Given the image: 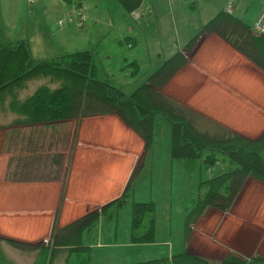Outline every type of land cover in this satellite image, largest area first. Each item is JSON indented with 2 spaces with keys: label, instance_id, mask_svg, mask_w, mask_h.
I'll return each mask as SVG.
<instances>
[{
  "label": "crops",
  "instance_id": "crops-1",
  "mask_svg": "<svg viewBox=\"0 0 264 264\" xmlns=\"http://www.w3.org/2000/svg\"><path fill=\"white\" fill-rule=\"evenodd\" d=\"M74 1L67 3L63 0H0V44L27 39L32 55L37 60L50 58L49 53L38 54L44 53L45 50L50 51L52 48L58 49L56 50L58 57L95 47L97 57L101 51L106 50L104 43L108 36L119 32L115 41L119 46L122 45L119 49L124 56L117 59V65L122 69L131 66L129 74L135 76L137 74L133 73V69L140 71L144 65V57L138 54L139 45L136 46L137 37L134 31L126 27L127 18L140 21L141 26L145 25V27L153 24L157 31L161 24V34H166L167 17L170 16V20L175 24L179 18L174 20L175 9H180V6L188 1L196 3L199 0H143L141 6L133 11L139 15L137 18L133 16V12L127 13L118 0ZM203 1L208 4V13H212L199 20L193 29L181 33V42L184 44L201 29L205 22L225 9V5H212L209 0ZM78 2L81 4V10L74 6V3ZM76 10L79 13H75ZM78 16L83 18L81 26L77 25ZM62 17H66L65 21H69L60 24ZM121 36H124V40ZM176 42L177 45L180 44V41ZM183 43L177 50L184 48ZM132 47L134 49L126 54L125 50H122ZM171 48L169 56L177 51L174 42ZM238 51L216 33L204 35L196 51L188 57V62L166 85L165 92L172 97L183 99L187 97L193 101L195 94L193 91L198 89L192 87L193 83L189 80L199 77L205 79L204 82H208L209 78H215L217 75L218 70L215 68L217 65L224 73V76H219L223 77L220 80L221 84L224 89L228 85L231 91L226 89L222 94H218V91L214 94L233 97L231 84H240L243 80H234L232 69L239 66V72L235 71L238 72V78H241L243 73L242 65L250 67V73L252 70L256 71L255 67L250 66V61ZM156 53L155 62L158 63L160 59L158 56L161 53L158 54V51ZM104 58L110 61L111 54L108 53ZM110 72V70L105 71L101 79L109 78L116 84V74ZM254 76L246 73V77H250L248 80L250 83L253 79L257 80ZM219 77L216 79L218 82ZM229 80L234 82L228 83ZM215 82L210 86H216ZM27 93L30 92L25 91L23 94ZM219 113L223 112L219 111ZM18 117L16 112L3 110L0 107V236L3 237L15 238L31 244L43 242L51 235L57 212L58 226L64 227L87 211L100 208L121 196L134 167L145 157L143 139L117 113L85 117L80 122L70 119L12 125L13 120ZM227 118L224 117V122L233 126ZM61 124L68 126L71 139L65 140L60 137L58 126ZM234 129L238 130V128ZM241 131L250 136H257L264 129L252 134L244 128ZM182 163L185 169L184 162ZM129 199L131 198L129 197L124 205L128 204ZM237 203L242 204L244 211L242 210L240 218L230 220L228 214L233 213ZM234 206L231 212L208 208L206 211L214 212L217 219L210 220V215L206 213L201 216L192 224L188 236L186 233L184 247H179V250L202 255L213 262L221 261L231 251L245 258L256 254L264 256V183L249 178ZM111 209L114 211L119 208L112 206ZM100 219L92 227L95 228L99 223L95 233L86 238L83 235L82 238V244L90 248V252L83 251L89 253L88 264L91 262L110 264L121 259L128 262L130 258L136 256L133 254L140 247L153 245L133 242L136 230L132 229V224L122 231L124 238L122 242L104 243V220ZM109 223H112V218ZM238 226L240 232L236 231ZM113 227L114 230L110 233H114L118 238V220ZM252 228H257L259 232L260 237L255 240V237L250 239ZM3 244L1 249L5 251ZM165 244L169 247L164 250V254L167 252V255L163 257H171L175 254L172 238L167 239ZM105 247L110 249L100 250ZM50 249L52 247H49ZM95 249H98L99 254L93 256L92 252ZM249 249L254 250L252 255L246 254ZM46 250L37 248L30 252H20L34 254V264H37V260L38 264H49ZM76 253L80 257L82 252L59 249L51 264H72L71 257ZM24 264H27L26 261Z\"/></svg>",
  "mask_w": 264,
  "mask_h": 264
},
{
  "label": "trees",
  "instance_id": "trees-1",
  "mask_svg": "<svg viewBox=\"0 0 264 264\" xmlns=\"http://www.w3.org/2000/svg\"><path fill=\"white\" fill-rule=\"evenodd\" d=\"M127 13L136 11L143 0H118ZM72 3L74 0H63ZM77 8L81 4L74 3ZM81 26V25H80ZM216 33L246 55L256 66L264 70V34L254 36L251 24L224 10L216 13L187 41L183 49L165 59L146 80L130 94H126L109 78L99 79L94 54L90 50H78L55 58L35 60L27 39H18L0 44V107L18 114L12 125L38 124L117 113L145 143V157L136 165L121 196L100 208L87 211L83 216L65 225L58 226L57 217L49 237V243H27L15 238L0 236V244L6 243L22 252L47 249L49 264L59 249L88 251L82 244L85 231L112 210L122 207L133 193V180L142 169L154 147L158 133V115L171 124L170 155L180 159L185 168L191 169L203 162L208 167L217 163L218 155H225L234 168L202 181L207 190L200 194L197 204V219L187 220L188 234L208 208L229 212L249 178L264 183V131L255 137L247 136L236 129L210 122L199 126L200 115L165 92L166 85L188 62L204 35ZM132 65H136L132 63ZM137 67V66H136ZM139 69H133L138 74ZM32 86L35 89L28 92ZM23 96V97H22ZM199 117V118H198ZM155 201H134L131 224L136 230L135 243H154L156 233ZM148 221L146 229L138 228ZM187 234V236H188ZM47 246V247H46ZM49 247L52 249L49 250ZM90 258V256H88ZM83 260L81 264H87ZM0 264H4L0 259ZM129 264H264V256L256 254L245 258L228 252L218 262L188 251L171 257L139 261Z\"/></svg>",
  "mask_w": 264,
  "mask_h": 264
},
{
  "label": "rangeland",
  "instance_id": "rangeland-1",
  "mask_svg": "<svg viewBox=\"0 0 264 264\" xmlns=\"http://www.w3.org/2000/svg\"><path fill=\"white\" fill-rule=\"evenodd\" d=\"M209 1L212 5L222 4V6L225 5L224 2H227V0ZM263 2L264 0H235L233 14L243 19L245 22L253 24L263 7ZM211 13H208V4L203 0H199L196 3H191L190 1H188L185 3V5L180 6V9H175L174 20L179 17L175 24L172 23V20H170V16L168 15L169 17H167L168 26L166 34H161V24H159V28L157 31V29L154 28L153 24L147 27H145V25L141 26L140 21L137 22L128 17V25H126V27L132 29L137 37L136 46L139 45L138 54L144 57V65L140 68L139 73L135 76H131L129 74L131 66H126L124 69H122L121 66L117 65V59L121 56H124V54L119 49L122 48V45L119 46L115 41V37L119 32H115L114 34L108 36L104 43L106 46V50L101 51L99 56L96 57L95 47L91 48L90 50L91 52H93V54H95L94 58L96 59L95 61L97 63L99 72L98 78L101 79L104 72H108V70H110V73L116 74V86L121 88L122 91H124L126 94H130L134 89H136V87H138L142 82L146 80L147 76L151 72H153L166 58L169 57V49L172 50L171 47L173 42L175 44V50H177L178 46L183 43L181 42V33H186L188 30L193 29V27L199 20L211 15ZM78 18L79 19L76 20L77 25H79V22L81 21V17L78 16ZM65 19L67 18L62 17L63 21H65ZM67 21L69 20H66L65 22ZM141 27H143V29ZM123 38L124 36H121V39ZM177 40L180 41V44L178 45L176 42ZM184 45L185 44L183 43V46ZM132 49H134V47H132L131 49L125 48L122 50H125L124 53L126 54V52H130V50ZM56 50L58 49L52 48L50 51L45 50L44 53L38 55H45L46 53H49L48 57L55 58L58 53L56 52ZM157 51L158 54L161 53L158 56L160 57L158 61V63H160L159 65L157 62H155ZM108 53L111 54L110 61H107L106 58H104ZM240 53L241 55H244L242 52ZM244 56L248 61H250V66L256 68V71L252 70L250 73V67H248L247 65H242L241 68H243V73L241 75V78H238L237 74L239 72V66L237 65L236 67H234V69H232V75H234L233 79L236 81L239 79L243 80V82L240 84H231L233 87L232 92H234L233 97H230L229 95L225 96L214 94L215 91H218V94H222V92H226V89H228V91H231L229 90L228 85H226V88L224 89L223 85L221 84L220 80L223 77L219 76H224V73L221 71V69L218 68L217 65H215L216 70H218L216 71L217 75H215V78H209L208 82H204L203 80L205 79H201L199 77L189 80L193 83L192 87L198 89V91H193L195 92L193 101H190V99L186 97V94V99L180 97H178V99L174 97L200 115V119L202 118L201 121H199L200 127L204 128L207 125V120H210V122H217L218 124H222L230 128H233L234 126V128H238V130L236 129L237 131L247 136L250 135L242 132V128H244L245 131H249L251 134L257 133L264 129V70L256 66L246 55ZM40 60L45 59L40 58ZM240 63L246 64L244 62ZM236 70H238V72H235ZM246 73L255 75L254 78H257V80L253 79L251 81L252 83H250L248 81L250 77L247 78ZM218 77L219 82L216 80ZM234 80H229L228 83H232L234 82ZM213 82H215L216 86H210ZM35 87L36 86H32L29 92H32ZM197 106H199L200 108H198ZM218 110L223 113H219ZM224 117H228L227 119L232 122L233 126L226 124V122H224ZM157 121L159 122V128L155 144L153 149L151 150L149 157L147 158L145 166L138 171L133 180V193L130 196L131 199H129L128 204L123 205L122 207L114 211L110 210L102 216L104 220V243H119L124 239L122 231L127 226L131 225L132 203L134 201H155L157 206L155 242L149 243L153 245H146L142 248L140 247L133 254L136 256L130 258L128 262L125 259H121L113 261L110 264H129L163 257L164 255L166 256L167 252H165L166 254H164V250H166L169 246L165 244V241L167 239L170 240V238H172V241L175 244V253L182 252V250H179V247H184L185 236L186 233L188 234L189 232V229L187 227V220H192L190 221L191 223L194 222L193 220L197 219L199 210L196 206L198 204L200 194L203 191L207 190L206 184L203 188L201 187V182L212 178L221 172L228 171L234 168V166L231 167V163L227 160V156L219 154L217 163L214 166L208 167L203 162H199L195 167H192L191 169L187 167L184 169L182 165L183 161H181L180 159H172L170 155V122L163 118L161 115H158ZM239 128L241 130H239ZM58 130L59 135L62 139H71V134H69L68 126L61 124L58 126ZM252 137H255V135ZM234 207L235 208L233 210V213L228 214V216H230V220L240 218L243 213L242 204L237 203ZM205 213L210 215V220L217 219V216L211 210L205 211L204 214ZM111 218L112 223H109V220ZM116 220L119 221L118 238L114 236V233H110L111 230H114L113 226L115 225ZM147 223L148 221L146 220L143 223V226L138 228V233H142L146 229ZM97 228H99V223L95 228H91L85 231V238L88 235H92L93 233H95ZM252 229L253 230L251 232L250 239L255 237V240L260 237L259 232H257V228ZM236 231L240 232L239 226L236 228ZM43 242L45 244H48L45 241ZM3 245L5 247V251L1 249L3 247L2 243L0 244V259L3 263L24 264L26 261L27 264H29L30 262L31 264H34V254L21 253L20 250H17L6 243H4ZM109 249L110 247H105L100 250L108 251ZM182 249L184 250V248ZM97 253L98 249H95L92 252V255L95 256ZM253 253V249H249L246 252V254L250 255H252ZM80 254V257L77 255V253L72 255V264H81L83 260L88 261V259H90L88 257L89 253L82 252ZM91 264L93 263L91 262Z\"/></svg>",
  "mask_w": 264,
  "mask_h": 264
},
{
  "label": "built area",
  "instance_id": "built-area-1",
  "mask_svg": "<svg viewBox=\"0 0 264 264\" xmlns=\"http://www.w3.org/2000/svg\"><path fill=\"white\" fill-rule=\"evenodd\" d=\"M234 1L235 0H227L226 4H225V11L227 13H232L234 10ZM77 9V8H75ZM81 10V9H80ZM75 13H79L78 10H76ZM133 16L135 18H137L139 15L136 12H133ZM83 20L82 16H81V21ZM81 21L79 22V25H82ZM64 21L61 19L59 21V23H63ZM251 33L254 36H261L264 34V5L261 9V11L259 12L255 22L253 24H251ZM46 243H49V239L45 238L44 240Z\"/></svg>",
  "mask_w": 264,
  "mask_h": 264
}]
</instances>
